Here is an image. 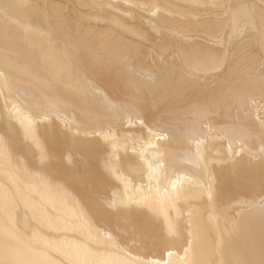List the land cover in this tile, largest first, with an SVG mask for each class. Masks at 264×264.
I'll list each match as a JSON object with an SVG mask.
<instances>
[{
    "label": "bare ground",
    "instance_id": "1",
    "mask_svg": "<svg viewBox=\"0 0 264 264\" xmlns=\"http://www.w3.org/2000/svg\"><path fill=\"white\" fill-rule=\"evenodd\" d=\"M0 264H264V0H0Z\"/></svg>",
    "mask_w": 264,
    "mask_h": 264
},
{
    "label": "rangeland",
    "instance_id": "2",
    "mask_svg": "<svg viewBox=\"0 0 264 264\" xmlns=\"http://www.w3.org/2000/svg\"><path fill=\"white\" fill-rule=\"evenodd\" d=\"M94 23H97V22H95V21H93ZM99 23V22H98ZM101 23H103V22H100L99 24H101ZM105 23V22H104Z\"/></svg>",
    "mask_w": 264,
    "mask_h": 264
}]
</instances>
